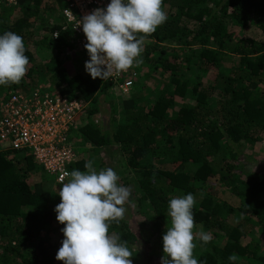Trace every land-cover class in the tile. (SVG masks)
<instances>
[{"label": "trees", "instance_id": "trees-1", "mask_svg": "<svg viewBox=\"0 0 264 264\" xmlns=\"http://www.w3.org/2000/svg\"><path fill=\"white\" fill-rule=\"evenodd\" d=\"M56 2L62 5V0ZM41 3H0V35L12 31L23 37L29 58L25 77L31 83L46 77L64 94L85 103L96 101L107 91V83L92 79L85 70L87 60L75 52L64 31L59 30L53 39L52 31L60 26L49 27V40L35 38L31 25ZM163 4L169 5L168 18L148 37L152 40L141 55L143 62L160 68L165 76L162 88L144 106H137L135 95L124 97V114L120 120L114 117L118 121L114 127L85 123L79 134L92 145L119 147L127 169L138 170L135 199L140 209H151L147 214L150 219L169 217L168 203L173 194L187 195L197 190V183L217 178L239 195L242 203L234 206L202 190L203 196L193 208L195 224L218 228L225 239L218 244L199 241L201 248L194 257L203 264H233L228 257L235 253L239 257L235 264H264V250L256 240L243 238L247 233L244 219L251 216L254 222L264 224V173L255 171L245 178L236 174L238 162L246 154L241 147L264 138V40L237 28L252 24L264 33V0H163ZM190 19H194L191 27ZM51 43L60 47L67 59H60L57 51L47 61L36 62L32 46ZM182 46L190 50L188 56L182 55ZM230 53L238 55V61L223 67V56ZM190 57L195 61H189ZM191 69L192 78L187 76ZM208 69H215V74L206 82L202 70ZM15 86L1 85L4 89ZM188 94L193 102L172 107L176 96ZM109 109L113 113L114 106L110 104ZM97 110L93 107L89 113ZM220 148L226 150L221 163L213 157ZM8 153L17 155L7 157ZM167 162L169 167L164 166ZM85 163L79 158L68 168L70 172L85 171ZM41 170L49 173L30 152L0 148V264H63L55 257L64 239V225L48 207L42 181L28 182L31 174ZM124 179L119 184L126 187L129 181ZM33 208L42 211L31 214ZM224 212L242 220L229 221ZM44 225L55 232V240L48 233L40 235ZM154 225L147 236L161 240V259L167 228L161 222ZM109 233L117 234L127 245H137L143 237L126 217L119 224L113 222ZM131 259L133 264H142L138 257Z\"/></svg>", "mask_w": 264, "mask_h": 264}, {"label": "clouds", "instance_id": "clouds-1", "mask_svg": "<svg viewBox=\"0 0 264 264\" xmlns=\"http://www.w3.org/2000/svg\"><path fill=\"white\" fill-rule=\"evenodd\" d=\"M163 0H110L106 9L96 8L79 19L90 59L85 70L92 79L108 80L133 66L140 58L146 39L167 20ZM21 35L5 31L0 35V85L19 84L28 71L29 58ZM86 171L64 172L69 179L62 182L56 205V219L64 227V239L56 253L63 264H133L127 241L109 233L110 225L125 219L131 204V190L118 183L120 177L112 168L99 171L88 160ZM203 196V193H201ZM196 198L192 193L169 200L171 226L163 235L161 264H203L194 257V241L208 244L211 232L194 231L193 213ZM235 264L239 257H228Z\"/></svg>", "mask_w": 264, "mask_h": 264}, {"label": "rangeland", "instance_id": "rangeland-1", "mask_svg": "<svg viewBox=\"0 0 264 264\" xmlns=\"http://www.w3.org/2000/svg\"><path fill=\"white\" fill-rule=\"evenodd\" d=\"M210 5H213L211 1H209ZM164 10L168 12L169 5L163 4ZM60 20V8L57 5L56 0H42L40 12L36 16V18L33 21V24L31 25L32 30L34 32V36L36 39H40L42 37H46L47 40H49V27L53 24H56ZM194 19L189 20V27L193 26ZM237 30H239L241 33L256 37L259 39L264 40V33L254 27L252 24H249L248 26L238 27ZM49 37V38H48ZM152 39L147 38L145 41V45L148 44ZM52 45H49L47 47L40 46V45H33L32 50L34 54V59L36 62H45L49 59L51 55L59 51V57L60 59H67L65 57V53L62 51L60 47H58L56 44L51 43ZM144 45V46H145ZM75 52L77 54H81L76 48ZM153 51L151 54H154ZM188 48L186 46H182L181 53L183 56H188ZM192 52V50H191ZM82 55V54H81ZM142 57V56H141ZM140 57V58H141ZM84 58V57H83ZM238 55L236 54H226L223 56V67H229L230 64L233 62L234 64L238 61ZM142 59V58H141ZM189 61H195V57H190ZM185 62V60H184ZM139 74L137 79L134 81L131 91L128 95H125L117 90H113L109 87H107V91L104 94H99L97 96V100L94 102H87L84 109L80 113V120H79V128L85 124V123H98L100 126H103L105 128H111L116 125L118 122L117 120H120L123 117L124 110H123V98L129 95H135L137 98V106H144V102L149 101L152 99L153 96H155V93L157 90L161 89L163 86V82L165 81V76L161 75L160 68H157L153 64H149L147 62H143L138 67ZM193 70H187V76L193 77L192 74ZM203 74V80L209 81L211 78H213L215 74V69H208V70H202ZM41 81H49L46 77L42 80H39L37 82ZM52 84H55L51 82ZM36 84V83H34ZM31 83L30 79L28 77H24V79L19 83L16 84L14 88L18 87H30L34 85ZM57 87L59 85L56 84ZM12 89H4L0 85V97L4 94L9 92ZM217 94V93H216ZM183 102H193V99H191L190 95L180 98L176 96L174 102H173V108H177L179 105H181ZM212 103L214 101L212 100ZM110 104L114 106L113 113L109 111ZM93 107H98V110L93 113H89L90 109ZM113 116L112 120H109V118ZM117 118V120H113ZM102 127V128H103ZM74 130L73 133L75 134V145L77 148V158L83 159L86 162L88 160L93 161V166L97 169V171L104 169V168H112L120 177L119 182H122L124 177H126L127 181H129V185L126 186L131 190V204L126 205L128 211L126 212V219L128 220L129 224L139 232H143L142 234V241L135 245L130 244L128 245L129 249L132 251L133 257H138L142 264H160L161 259L160 255L161 252L159 250L161 243V240L159 238H156L154 235L147 236L149 230L153 228L155 225L154 223H158L160 225V222L164 228L171 226V218L168 217L166 219L160 220V219H150L147 214L151 213V209L149 208L147 211L142 210L138 207L135 199V194L139 190L138 186L136 185V178L138 176V170L134 168L127 169L125 163H124V157L122 153H120L119 147L117 145H108V146H96L92 145L89 142L82 139V136L79 134L80 130ZM81 136V137H80ZM1 148V147H0ZM241 149L246 152L241 158V160L238 162V166L236 167V174L238 176H241V178H245L247 176L252 175L255 171L264 173V138L258 140L256 143L252 145H246L244 144ZM225 148H220L215 155H213L214 158H216L217 161L221 163L222 157L226 155ZM22 153H19L21 156ZM17 154L14 153H8L7 157L15 156ZM156 162H158L156 160ZM169 162L165 163L164 166L169 167ZM188 167H190V164H188ZM217 167V166H216ZM86 171V170H85ZM124 176V177H123ZM41 180L44 186V193L46 194L48 207L54 211L57 204L61 202V198L58 195L59 189L62 188V184L56 183L54 180L53 175L46 173L44 171H37L33 174H31L28 178V182L32 183L34 181ZM239 184V182H238ZM197 190L192 192V194L196 198V204L199 203L202 196V190L210 191L212 195L215 197H219L227 201L229 204H233L234 206L240 205L242 203V198L239 195H236L232 193L225 184L221 183L217 178L210 177L206 182L203 184L197 183ZM181 192H178L177 194H173L172 197L180 195ZM42 209L33 208L31 211V214L34 213H41ZM223 214H226V217L229 221L238 222L242 220L241 218H235L234 213H228L224 212ZM249 218V219H248ZM244 219V224L246 223V229L247 233L244 235V240L254 239L259 244L260 248L264 250V224H260L257 222H254V220L251 219V216ZM155 221V222H154ZM51 226V225H50ZM194 231H203V232H211L213 235V242L216 244L222 242L225 237L224 233L218 229V228H210L205 226L201 222L196 223V228ZM50 236V239L55 240L57 238V235L55 232L49 228V225H44L43 228L40 230V235L44 236L47 234ZM140 236V235H139ZM197 245V247L194 250V254L198 253V250L201 248V244L199 240L194 241Z\"/></svg>", "mask_w": 264, "mask_h": 264}, {"label": "built area", "instance_id": "built-area-1", "mask_svg": "<svg viewBox=\"0 0 264 264\" xmlns=\"http://www.w3.org/2000/svg\"><path fill=\"white\" fill-rule=\"evenodd\" d=\"M18 0H0L15 5ZM110 0H62L60 28L52 31L57 37L64 31L85 60L90 57L84 45L87 43L79 19L96 8L106 9ZM139 67V66H138ZM133 66L108 80L107 87L125 95L131 91L139 70ZM86 103L75 96L64 94L49 81H41L30 87L12 88L0 97V147L28 151L53 175L56 183L69 179L68 165L77 160L74 130L79 128L80 113Z\"/></svg>", "mask_w": 264, "mask_h": 264}]
</instances>
